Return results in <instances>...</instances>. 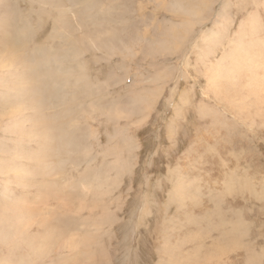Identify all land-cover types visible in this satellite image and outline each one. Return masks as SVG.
I'll return each instance as SVG.
<instances>
[{
	"label": "rangeland",
	"instance_id": "rangeland-1",
	"mask_svg": "<svg viewBox=\"0 0 264 264\" xmlns=\"http://www.w3.org/2000/svg\"><path fill=\"white\" fill-rule=\"evenodd\" d=\"M0 264H264V0H0Z\"/></svg>",
	"mask_w": 264,
	"mask_h": 264
},
{
	"label": "bare ground",
	"instance_id": "bare-ground-1",
	"mask_svg": "<svg viewBox=\"0 0 264 264\" xmlns=\"http://www.w3.org/2000/svg\"><path fill=\"white\" fill-rule=\"evenodd\" d=\"M117 182V181H116ZM118 183V182H117ZM88 187V186H87ZM94 192V191H93ZM65 202V201H64ZM65 204H66V202H65ZM93 224V223H92ZM91 224V225H92ZM87 226V225H86ZM94 226V225H93ZM87 227H89V226H87ZM86 228V227H85ZM98 228V227H97ZM88 231H90V229L88 230ZM67 241H65V243H66ZM69 242H71V241H69ZM78 243V242H77ZM74 245H76V244H74ZM70 247H71V244L69 245ZM75 247V246H74Z\"/></svg>",
	"mask_w": 264,
	"mask_h": 264
}]
</instances>
